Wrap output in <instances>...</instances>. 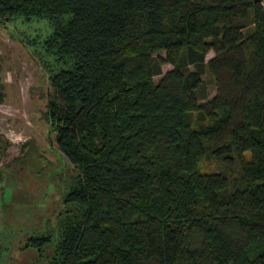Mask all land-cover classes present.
Returning a JSON list of instances; mask_svg holds the SVG:
<instances>
[{"label": "trees", "instance_id": "trees-1", "mask_svg": "<svg viewBox=\"0 0 264 264\" xmlns=\"http://www.w3.org/2000/svg\"><path fill=\"white\" fill-rule=\"evenodd\" d=\"M17 16L63 65L44 115L74 209L49 264H264L263 0H0Z\"/></svg>", "mask_w": 264, "mask_h": 264}, {"label": "rangeland", "instance_id": "rangeland-1", "mask_svg": "<svg viewBox=\"0 0 264 264\" xmlns=\"http://www.w3.org/2000/svg\"><path fill=\"white\" fill-rule=\"evenodd\" d=\"M50 32L45 18L17 16L0 23L5 93L0 103V264H49L65 215L74 209L65 194L76 172L57 148L54 134H49L44 115L47 69L63 67L41 43ZM212 55L208 52L206 59ZM161 68L164 73L172 66L165 63ZM202 79L211 98L215 87L208 72ZM39 236L49 239L40 246L29 244Z\"/></svg>", "mask_w": 264, "mask_h": 264}]
</instances>
